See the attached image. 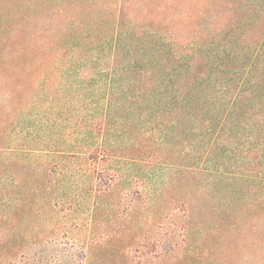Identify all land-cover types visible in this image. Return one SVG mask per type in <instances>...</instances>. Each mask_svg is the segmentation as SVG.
Listing matches in <instances>:
<instances>
[{
  "label": "trees",
  "instance_id": "trees-1",
  "mask_svg": "<svg viewBox=\"0 0 264 264\" xmlns=\"http://www.w3.org/2000/svg\"><path fill=\"white\" fill-rule=\"evenodd\" d=\"M91 53L80 119L52 100L47 121V154L98 177L78 262L264 264V0H0V151L58 62Z\"/></svg>",
  "mask_w": 264,
  "mask_h": 264
},
{
  "label": "rangeland",
  "instance_id": "rangeland-1",
  "mask_svg": "<svg viewBox=\"0 0 264 264\" xmlns=\"http://www.w3.org/2000/svg\"><path fill=\"white\" fill-rule=\"evenodd\" d=\"M96 56L91 53L86 62H78V57L70 54L76 63L71 74L68 60H60L57 72L60 77L53 89L55 93L60 92L52 93L47 100V89L33 90L5 128L11 143L10 149L0 151V184L7 188L0 192V236L10 239L9 247L13 250L10 264H80L76 254L85 242L87 221V200L81 194L88 187H94L98 177L85 178L89 167L85 161L69 156L61 160L47 154L50 138L47 121L54 119L52 112H48L52 100L64 109L71 101L74 111L69 122L75 124L80 119L78 116L84 111L81 106L89 98L74 89L81 78L96 72L107 60L103 56L102 61L95 63ZM69 81L70 87L61 91V85ZM60 132L65 133L63 129ZM8 162L13 169L5 173ZM62 170L64 175L60 176ZM120 209L118 213L122 212Z\"/></svg>",
  "mask_w": 264,
  "mask_h": 264
}]
</instances>
